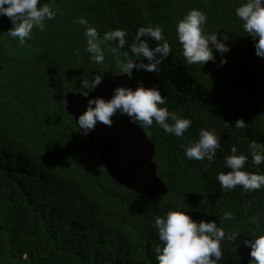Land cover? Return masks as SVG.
Instances as JSON below:
<instances>
[{
	"label": "trees",
	"instance_id": "obj_1",
	"mask_svg": "<svg viewBox=\"0 0 264 264\" xmlns=\"http://www.w3.org/2000/svg\"><path fill=\"white\" fill-rule=\"evenodd\" d=\"M47 2L55 18L45 20L42 31L33 28L23 46L6 34L12 25L0 15V264H157L162 242L154 218L169 210L224 229L218 264H248L242 241L264 233V187L204 193L216 187L215 178L196 182V165L182 147L197 140L201 129L220 138L223 157L232 155V146L250 157V145L264 140V58L254 54V42L235 15L244 0H40L37 7ZM190 9L207 15L205 32L228 36L223 66L215 50V62L202 66L181 55L175 25ZM79 17L97 30L102 64L90 61L85 26L74 22ZM142 26L161 27L171 52L157 73L133 69L131 79L158 88L166 97L160 107L192 122L180 137L155 121L144 127L157 145L154 160L168 186L159 198L134 194L110 176L66 101L70 93L85 95L81 81L93 74L104 73V80L126 75L124 58L111 50L115 41L103 40L106 31L125 29L127 43L119 52L147 63L128 47ZM157 43L149 40V47ZM237 119L243 128L234 127ZM208 165L213 176L230 171L217 161ZM243 170L260 173L249 163ZM225 211L230 220L223 219ZM231 232L238 234L233 241L227 239Z\"/></svg>",
	"mask_w": 264,
	"mask_h": 264
},
{
	"label": "clouds",
	"instance_id": "obj_2",
	"mask_svg": "<svg viewBox=\"0 0 264 264\" xmlns=\"http://www.w3.org/2000/svg\"><path fill=\"white\" fill-rule=\"evenodd\" d=\"M39 2L40 0H0V15L7 17L12 25L6 34L17 39L20 46L25 44L26 39L31 38L33 28L42 31L45 27L44 21L53 20L56 16V12L49 6L48 2L37 7ZM234 12L236 17L242 21L244 32L254 42V54L259 58H264V0H244L234 9ZM74 22L85 26L83 35L86 38V51L91 54L90 61L102 64L104 53L97 42L96 28L89 26L83 17L77 18ZM206 23L207 15L199 9H190L177 21L175 32L181 48V55L187 64H200L202 66L209 61L215 62L213 51L215 50V53L221 56L218 66H223L227 63L224 54L230 51L228 45L224 43L228 36L220 33L218 38L217 31L205 32L204 25ZM162 32L163 30L159 26L139 27L133 42L128 45L131 53L138 61L143 58L147 60V63L133 61L129 58L128 52H119V49H122L127 43L125 39L127 31L125 29L117 28L106 31L103 40L106 42L115 41V46L111 50L124 58L121 72L131 79L133 69L157 73L159 71L158 66L169 56L171 46ZM149 40L160 43L150 48ZM104 78V73H97L93 74L90 81H81V85L88 89L85 95L88 96L90 92L94 91ZM165 101L166 97L161 95L158 88H146L139 81L135 89L116 86L111 97L107 100L99 96L88 98L85 110L75 117V126L84 135H87L95 129L97 122L111 126V117L119 113L126 115L131 123L142 126L144 130V127H150L155 121L165 133L180 137L191 126L192 122L187 118H178L174 112L170 113L166 107H160V105L165 104ZM224 123L229 127L227 122ZM244 126L243 120L237 119L235 121V128H243ZM262 140L250 145L251 149L248 150V153H251L250 157L244 154L237 155L236 146H232L230 149L232 155L223 157L218 150L221 143L220 138L212 130L201 129L197 140L182 147L184 148V156L187 159H193L192 161L196 165L198 172L196 182L208 184L215 178L216 187L209 188L204 193L210 194L211 191H216L219 194H230L231 190L237 186H240L242 191H253L264 187V140ZM154 144L156 145V143ZM215 161L222 168L230 169V171L216 172V176L211 175L208 164ZM153 162L157 166V176L165 184L159 175V165L155 160ZM245 163L251 164L260 173L243 170ZM205 171L208 173L201 175ZM165 186L168 190V186L166 184ZM231 218L232 213L225 211L223 219L230 220ZM154 226L157 230L158 239L162 242V246L156 248L155 259L157 264H218L223 258L220 243L225 239V232L223 228L217 226L215 221L200 220L197 222L185 214L183 210L181 212L169 210L163 217L154 218ZM237 236L236 232H231L227 239L233 241ZM242 243L249 249L248 264H264V233H260L251 239H244Z\"/></svg>",
	"mask_w": 264,
	"mask_h": 264
},
{
	"label": "water",
	"instance_id": "obj_3",
	"mask_svg": "<svg viewBox=\"0 0 264 264\" xmlns=\"http://www.w3.org/2000/svg\"><path fill=\"white\" fill-rule=\"evenodd\" d=\"M116 86L135 89L136 84L127 75L114 76L103 80L88 96L70 93L66 97L69 113L73 117L81 114L88 98L109 99ZM111 119V126L97 122L95 129L87 134L109 174L137 195L165 196L167 187L157 176V166L153 162L156 145L143 127L131 123L126 115L117 113Z\"/></svg>",
	"mask_w": 264,
	"mask_h": 264
},
{
	"label": "bare ground",
	"instance_id": "obj_4",
	"mask_svg": "<svg viewBox=\"0 0 264 264\" xmlns=\"http://www.w3.org/2000/svg\"><path fill=\"white\" fill-rule=\"evenodd\" d=\"M10 75V74H9ZM73 167V166H72ZM76 171V170H75ZM66 174V173H65ZM61 181V180H60ZM56 182V181H55Z\"/></svg>",
	"mask_w": 264,
	"mask_h": 264
}]
</instances>
